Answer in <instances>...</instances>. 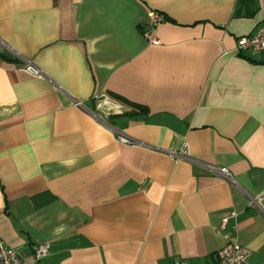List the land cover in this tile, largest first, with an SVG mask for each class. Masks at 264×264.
Returning <instances> with one entry per match:
<instances>
[{"label":"crops","instance_id":"crops-1","mask_svg":"<svg viewBox=\"0 0 264 264\" xmlns=\"http://www.w3.org/2000/svg\"><path fill=\"white\" fill-rule=\"evenodd\" d=\"M262 22L264 0H0L2 238L47 242L34 264H215L236 236L264 264V52L236 49Z\"/></svg>","mask_w":264,"mask_h":264},{"label":"built area","instance_id":"built-area-1","mask_svg":"<svg viewBox=\"0 0 264 264\" xmlns=\"http://www.w3.org/2000/svg\"><path fill=\"white\" fill-rule=\"evenodd\" d=\"M163 14L164 13L159 12L157 9H151L148 12V18L144 27L141 29L147 42L152 43L159 40L154 28L163 20ZM236 39V49L239 51L246 49L251 53L264 52V22L256 24L252 31L240 34ZM24 68L35 74L41 73L34 63L27 62ZM118 137L120 140L125 141V143L135 141L133 137H129L122 132L118 133ZM218 171L229 176L228 168L225 165H221ZM227 218L228 214H225L222 219L221 227L224 225ZM1 235L0 233V264H34V260L42 259L47 254V242L36 241L32 247L33 259L28 260L22 250H18L13 244L6 242ZM249 251L250 248L237 240L236 236L229 237L218 252H216L217 261L215 264H246ZM174 264H188V261L179 255H175Z\"/></svg>","mask_w":264,"mask_h":264}]
</instances>
